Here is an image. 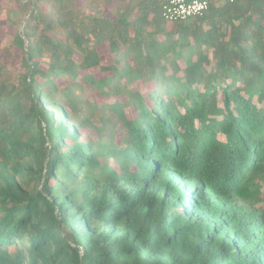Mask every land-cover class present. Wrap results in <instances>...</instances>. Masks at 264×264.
<instances>
[{
    "label": "trees",
    "instance_id": "obj_1",
    "mask_svg": "<svg viewBox=\"0 0 264 264\" xmlns=\"http://www.w3.org/2000/svg\"><path fill=\"white\" fill-rule=\"evenodd\" d=\"M3 10L0 264H264V0Z\"/></svg>",
    "mask_w": 264,
    "mask_h": 264
},
{
    "label": "built area",
    "instance_id": "obj_2",
    "mask_svg": "<svg viewBox=\"0 0 264 264\" xmlns=\"http://www.w3.org/2000/svg\"><path fill=\"white\" fill-rule=\"evenodd\" d=\"M161 8V15L167 21L185 20L200 15L217 0H154Z\"/></svg>",
    "mask_w": 264,
    "mask_h": 264
},
{
    "label": "rangeland",
    "instance_id": "obj_3",
    "mask_svg": "<svg viewBox=\"0 0 264 264\" xmlns=\"http://www.w3.org/2000/svg\"><path fill=\"white\" fill-rule=\"evenodd\" d=\"M23 22H24V20H23ZM22 26H23V24H22ZM22 26L20 27V30H23V29H21ZM23 28H24V26H23ZM0 36L4 37L5 39H10L11 38V30L8 27L5 26L4 10L0 12ZM103 59H104L103 60L104 62L108 61L107 57H103Z\"/></svg>",
    "mask_w": 264,
    "mask_h": 264
},
{
    "label": "water",
    "instance_id": "obj_4",
    "mask_svg": "<svg viewBox=\"0 0 264 264\" xmlns=\"http://www.w3.org/2000/svg\"><path fill=\"white\" fill-rule=\"evenodd\" d=\"M34 2H35V0H32V4H34ZM26 19H27V17L24 19L23 26H24V23H25ZM23 26H22L21 29H23ZM21 31H22V30H21ZM25 46H26V44H25Z\"/></svg>",
    "mask_w": 264,
    "mask_h": 264
}]
</instances>
